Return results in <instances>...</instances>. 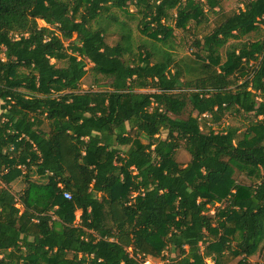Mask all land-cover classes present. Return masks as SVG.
Wrapping results in <instances>:
<instances>
[{
  "label": "trees",
  "instance_id": "trees-1",
  "mask_svg": "<svg viewBox=\"0 0 264 264\" xmlns=\"http://www.w3.org/2000/svg\"><path fill=\"white\" fill-rule=\"evenodd\" d=\"M0 182V264H253L264 0H0Z\"/></svg>",
  "mask_w": 264,
  "mask_h": 264
},
{
  "label": "rangeland",
  "instance_id": "rangeland-1",
  "mask_svg": "<svg viewBox=\"0 0 264 264\" xmlns=\"http://www.w3.org/2000/svg\"><path fill=\"white\" fill-rule=\"evenodd\" d=\"M242 0H223V7L226 10H236L240 4H241ZM134 11V8L132 9ZM173 14V11H170ZM124 19H126V17L124 16ZM134 22V21H131ZM132 28L134 31V35H135V39L137 41L141 40L143 35L141 34V32L136 28L135 23H132ZM175 33H178L177 28ZM112 31L115 32V35L113 38H111L110 40L115 42V39H119L120 38V34L119 31L115 28H111ZM180 52V51H179ZM123 59V58H122ZM63 63H60V65ZM222 122H224V124L227 123H234V124H238L239 123V119H235L233 120L230 116L229 117H225ZM242 123V122H241ZM184 152V150L179 152V159L181 162L186 163L189 160V155ZM233 173V170L231 171L230 174ZM234 176H237L238 179L242 180L245 183H250V180L244 175V174H240L238 172L235 171ZM1 185V182H0ZM23 207L21 206V204L17 205V210L14 211L13 214V220L15 221L18 217V214H20V212L22 211ZM207 212L210 214H214L215 212V208L213 206H208L207 208ZM251 261L253 264H256V262H260V264H264V242L261 243L260 248L258 249V251L256 252V254L254 256L251 257ZM145 264H161L160 260L158 258H154V257H146L145 259ZM208 264H212V262L210 260H208Z\"/></svg>",
  "mask_w": 264,
  "mask_h": 264
},
{
  "label": "built area",
  "instance_id": "built-area-1",
  "mask_svg": "<svg viewBox=\"0 0 264 264\" xmlns=\"http://www.w3.org/2000/svg\"><path fill=\"white\" fill-rule=\"evenodd\" d=\"M64 197L67 198V199H71V193L70 192H64Z\"/></svg>",
  "mask_w": 264,
  "mask_h": 264
}]
</instances>
